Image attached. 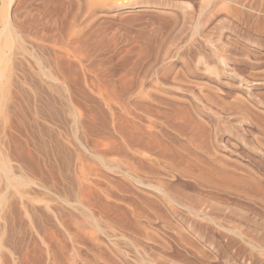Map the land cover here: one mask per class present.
I'll list each match as a JSON object with an SVG mask.
<instances>
[{"label": "rangeland", "instance_id": "374dc122", "mask_svg": "<svg viewBox=\"0 0 264 264\" xmlns=\"http://www.w3.org/2000/svg\"><path fill=\"white\" fill-rule=\"evenodd\" d=\"M51 1L0 0V264H264V0Z\"/></svg>", "mask_w": 264, "mask_h": 264}, {"label": "bare ground", "instance_id": "6f19581e", "mask_svg": "<svg viewBox=\"0 0 264 264\" xmlns=\"http://www.w3.org/2000/svg\"><path fill=\"white\" fill-rule=\"evenodd\" d=\"M6 1H7V0H6ZM11 1H13V0H8L7 5H5V3L3 2V3H4L3 6H5V9H6V6H7V9H9V6L11 5ZM44 1H45V0H44ZM50 1H51V0H50ZM123 1L125 2V0H119V2H123ZM19 2H20V1H19ZM46 2H47V1H46ZM48 2H49V1H48ZM51 2H52V1H51ZM56 2H57V1H56ZM117 2H118V1H117ZM233 2H234V1H233ZM52 3H53V2H52ZM99 3H100V2H99ZM102 3H103V2H102ZM111 3H112V2H111ZM42 4H43V3H42ZM238 5H239V4H238ZM91 6H92V5H91ZM93 6H94V5H93ZM239 7H240V6H239ZM247 8H248V7H247ZM21 11H22V10H21ZM251 11H252V10H251ZM3 12H4V10H3ZM23 12H24V11H23ZM4 13H5V12H4ZM4 13H3V14H4ZM7 13H8V12L6 11V13H5L3 16H1V17H2V20H4V22H3V28H4V30L10 29V30H8V31H5L6 33H7V32H9V33H7V36H6L5 40H4L3 45L5 46V48L8 47L9 50H10V48H11V49H14V48H15V47L12 48L13 46L18 45V43L16 44V42H17L18 39L15 40V39H14L15 36H14V38H13V33H16V34H17V32H13V33H12V31H18L19 29H18V30H15V29H14V30L11 31L12 25L10 24V19H9L10 16H8L9 13H8V14H7ZM1 14H2V12H1ZM235 14H236V13H235ZM13 15H14V14H13ZM131 18H132V17H131ZM15 19H16V18H15ZM178 19H179V18H178ZM54 20H55V19H54ZM13 21H14V19H13ZM18 21H19V20H18ZM18 21L15 20L14 23H17ZM163 21H164V20H163ZM12 23H13V22H12ZM14 23H13V24H14ZM17 24H18V23H17ZM19 24H20V23H19ZM8 25H9L11 28H7ZM20 25H22V24H20ZM23 25H24V24H23ZM14 26H15V24H14ZM14 26H13V27H14ZM18 26H19V25H18ZM15 27H16V26H15ZM22 27H23V26H22ZM52 28H53V27H52ZM21 29H22V28H21ZM23 29H24V28H23ZM23 29H22V30H23ZM25 30H26V29H25ZM19 31H21V30H19ZM5 32H4V33H5ZM24 32H25V31H24ZM26 32H27V31H26ZM20 33H21V32H20ZM37 33H38V32H37ZM41 34H42V33H41ZM20 37H23V36L21 35ZM26 37H27V36H26ZM18 38H19V37H18ZM3 39H4V38H3ZM19 39H20V38H19ZM60 40H61V39H60ZM85 40H86V39H85ZM156 40H157V39H156ZM15 41H16V42H15ZM22 41H23V40H22ZM1 42H2V41H1ZM20 42H21V41L19 40V43H20ZM21 43H22V42H21ZM21 43H20V44H21ZM1 44H2V43H1ZM20 44H19V45H20ZM150 44H151V43H150ZM19 45H18V46H19ZM81 46H82V45H81ZM83 47H84V46H83ZM5 48H4V49H5ZM8 48H7V49H8ZM0 49H2V48H0ZM15 49H16V48H15ZM0 51L2 52V50H0ZM7 51H8V50H7ZM10 51H12V50H10ZM15 51H16V50H15ZM35 51H36V50H35ZM8 52H9V51H8ZM19 52H20V51H19ZM61 52H62V51H61ZM2 53L4 54V52H2ZM9 53H10V52H9ZM5 54H6V53H5ZM10 54H11V53H10ZM45 54H46V53H45ZM1 55H2V54H1ZM9 56H10V55H9ZM12 56H13V55H12ZM2 57H4V56L2 55L1 58H2ZM6 57H7V55H6ZM6 57H5V58H6ZM59 60H60V59H59ZM0 62H1V60H0ZM72 63H73V62H72ZM71 67H72V66H71ZM2 69H3V68H2ZM2 69H0V70H2ZM213 70H214V69H213ZM75 72H76V71H75ZM0 73H1V72H0ZM80 73H81V72H80ZM69 77H70V76H69ZM71 77H72V76H71ZM26 80H27V79H26ZM79 80H80V79H79ZM124 81H125V80H124ZM124 88H125V87H124ZM0 89H1V88H0ZM57 91H58V90H57ZM1 92H2V91H1ZM110 94H111V93H110ZM111 96H112V95H111ZM0 98H1V97H0ZM117 98H118V97H117ZM123 100H124V99H123ZM158 100H159V99H158ZM217 103H218V102H217ZM54 106H55V105H54ZM128 107H129V106H128ZM225 108H226V107H225ZM130 109H131V108H130ZM95 111H96V110H95ZM104 111H105V110H104ZM130 111H131V110H130ZM97 112H98V111H97ZM95 113H96V112H95ZM146 115H147V114H146ZM138 116H139V115H138ZM124 117H125V116H124ZM169 117H170V116H169ZM187 119H188V118H187ZM190 121H192V120H190ZM187 122H189V121L187 120ZM98 123H99V122H98ZM132 123H133V122H132ZM159 123H160V122H159ZM185 123H186V122H185ZM101 124H102V123H101ZM171 124H172V123H171ZM180 125H181V124H180ZM182 125H183V124H182ZM134 126H135V125H134ZM121 128H122V127H121ZM121 128H120V129H121ZM121 131H122V130H121ZM132 132H133V131H132ZM139 132H140V131H139ZM139 132H138L137 134H139V136H140V133H139ZM122 133H123V132H122ZM122 133H121V134H122ZM126 133H127V132H126ZM143 133H144V132H143ZM158 133H159V132H158ZM131 134H132V133H131ZM131 134H130V135H131ZM199 134H200V133H199ZM148 135H149V134H148ZM150 135H151V134H150ZM150 135H149V136H150ZM203 135H204V134H203ZM152 136H153V134H152ZM128 137H129V136H128ZM136 137H138V136H136ZM143 137H144V136H143ZM153 137L155 138V135H154ZM134 138H135V136H133V135H132V138H131V137L128 138V142H129V140L131 139V140H130L131 143L129 144V145L131 146V150H130V151H132L131 153L136 152V153H139L140 155H142L144 158L147 157L148 155L145 154L143 151H141V148H139V147H137V148L134 147L135 144H138V143H139V142L137 143V141H138L137 139H138V138H135V139H134ZM140 138H141V137H140ZM140 138H139V139H140ZM147 138H148V137H147ZM195 138H196V136H195ZM151 139H152V138H151ZM203 139H204V138H203ZM203 139H202V140H203ZM124 141H125V140H124ZM139 141L142 142L143 140H139ZM144 141H145V140H144ZM147 141H148V140H147ZM135 142H136V143H135ZM199 142H201V144H202V141H199ZM204 142H205V141H204ZM124 143H125V142H124ZM147 143H148V142H147ZM126 144H128V143H126ZM144 144H145V143H144ZM158 145H159V144H158ZM137 146H138V145H137ZM165 146H166V145H165ZM141 147H143V146H141ZM158 147H159V146H158ZM166 147H167V146H166ZM166 147H165V148H166ZM165 148H164V150H165ZM143 149H144V148H143ZM162 149H163V148H162ZM167 149H169V148H167ZM170 149H171V148H170ZM170 149H169V150H170ZM122 150H123V149H122ZM186 150H187V149H186ZM120 151H121V150H120ZM165 151H166V150H165ZM172 152H173V151H172ZM174 152H175V151H174ZM160 153H161V152H160ZM176 153H177V152H176ZM190 153H191V152H190ZM211 153H212V152H211ZM123 154H124V153H123ZM125 155H126V154H125ZM131 155H133V154H131ZM131 155H130V156H131ZM130 156L128 157V160H130ZM164 156H165V155H164ZM131 157H132V156H131ZM155 158H156V157H155ZM157 158L159 159V157H157ZM160 158H161V157H160ZM131 159H132V158H131ZM99 160H100V159H99ZM132 161H133V160H132ZM133 163H134V162H131V163H130V167H127L128 169H130L128 175H130V177H131L132 179H134V180L137 181V180L139 179V178H137V174H136V172H137V171H136V168L138 167V165L135 164V165H137V167L135 168V166L133 165ZM142 163H144V162H142ZM142 163H141V164H142ZM188 163H189V162H188ZM226 163H227V162H226ZM88 165H89V164H88ZM121 166H123V165L121 164ZM188 166H189V165H188ZM208 169L210 170V172H208L209 170H207L208 174H210V176H209V180H210L211 175H213L214 179L216 178L217 181L221 182V185H222L223 183H227L229 179H230L229 181H231V182H233V183H235V184H237V185L239 184L238 186L242 185V184L245 183V182L247 183V181H245V180H243V179L236 178V177H233V176H231V177H226L225 175L221 174L219 171H215L214 169H210V168H208ZM219 170H220V169H219ZM95 171H96V170H95ZM196 171H197V170H196ZM200 171H201V170H200ZM205 171H206V170H205ZM80 172H81V170H80ZM203 172H204V171H203ZM199 174H200V173H198L197 175L203 180L204 178L201 177ZM204 174H205V176L207 175V173H204ZM204 174H203V175H204ZM72 175H73V174H72ZM98 175H99V174H98ZM102 176H103V175H102ZM146 176H147V175H146ZM103 177H105V176H103ZM140 177H142V176H140ZM91 179H92V178H91ZM140 179H141V178H140ZM212 179H213V178H212ZM141 180L143 181V179H141ZM207 180H208V179H207ZM207 180H206V181H207ZM111 181H112V180H111ZM204 181H205V179H204ZM206 181H205V182H206ZM139 182H140V181H139ZM139 182H138V183H139ZM214 182H215V181L212 180V184H211V182H209V183H210L211 185H213ZM140 183H141V182H140ZM165 183H166V182H165ZM209 183H208V184H209ZM97 184H98V183H97ZM115 184H116V183H115ZM210 184H209V185H210ZM216 184H217V183H216ZM247 184L250 185L249 182H248ZM253 184H254V182H252V185H253ZM256 184H257V183H256ZM219 185H220V183H219ZM254 185H255V184H254ZM257 185H258V184H257ZM105 186H106V185H105ZM213 186H218V184H217V185H213ZM258 186H259V185H258ZM99 187H100V186H99ZM160 187H161V185L159 184V189H160ZM250 187L252 188L251 185H250ZM256 187H257V186H256ZM156 188L158 189V187H156ZM257 188H258V187H257ZM257 188H254V187H253V189H255V190H253V189H252V190H253V191H256ZM261 188H262V187H261ZM261 188H260V186H259V189L262 191ZM100 189H101V188H100ZM259 189H258V190H259ZM103 190H104V189H103ZM126 191H127V190H126ZM164 191H165V190H164ZM66 192H67V191H66ZM66 192H65V193H66ZM87 192H88V191H87ZM256 192H258V191H256ZM259 192H260V191H259ZM85 193H86V192H85ZM260 193H263V191L260 192ZM260 193H259V196H260ZM257 194H258V193H257ZM85 195H86V194H85ZM262 195H264V194H262ZM262 198H263L262 200H263V202H264V197H262ZM175 199H176V198H175ZM83 200H84V199H83ZM145 200H146V199H145ZM145 200H143V201L141 200V201L144 202ZM74 201H75V200H74ZM94 202H95V201H94ZM150 202H152V201H150ZM263 202H262V203H263ZM144 203H145V202H144ZM144 203H143V204H144ZM146 203H147V202H146ZM146 203H145V204H146ZM72 204H73V203H72ZM139 204H141V203H139ZM142 206H143V205H142ZM136 207H137V206H136ZM55 208H56V207H55ZM83 209H84V208H83ZM99 209H100V208H99ZM139 209H140V208H139ZM180 209H181V208H180ZM32 210H33V209H32ZM133 210H134V207H133ZM140 210H141V209H140ZM193 211H194V210H193ZM30 212H31V210H30ZM163 212H164V211H163ZM38 213H39V212H38ZM193 213H194V212H193ZM124 215H125V214H124ZM44 217H45V216H44ZM50 217H51V216H50ZM112 219H113V218H112ZM112 219H111V220H112ZM127 223H128V222H127ZM129 223H130V222H129ZM157 223H158V222H157ZM21 228H22V227H21ZM156 230H157V229H156ZM143 236H144V235H143ZM143 236H142V237H143ZM44 237H45V236H44ZM154 238H155V237H154ZM157 241H158V240H157ZM18 242H19V241H18ZM159 242H160V241H159ZM160 244H161V243H160ZM118 245H119V244H118ZM255 245H256V244H255ZM256 249H257V248H256ZM100 251H101V250H100ZM69 252H70V251H69ZM75 259H76V258H75ZM111 261H112V260H111ZM113 264H114V263H113Z\"/></svg>", "mask_w": 264, "mask_h": 264}]
</instances>
